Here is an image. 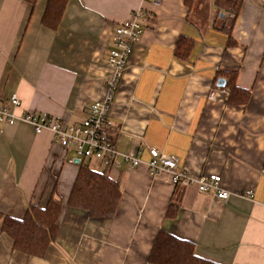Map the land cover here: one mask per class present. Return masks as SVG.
<instances>
[{"label":"crops","instance_id":"0c3cea01","mask_svg":"<svg viewBox=\"0 0 264 264\" xmlns=\"http://www.w3.org/2000/svg\"><path fill=\"white\" fill-rule=\"evenodd\" d=\"M47 3L0 0V103L17 95V115L41 113L66 125L81 124L91 104L107 97L115 28L136 10L149 17L105 129L120 164L97 160L96 170L119 181L123 196L112 218L66 206L43 258L14 251L0 223V264H151L160 231L214 263L264 264V0L245 1L234 48L216 27L225 17L216 0H69L57 29L43 25ZM181 36L194 40L188 60L175 57ZM223 73H237L249 103L229 104L228 89L216 85ZM154 149L176 156L194 177L219 175L228 201L174 186L170 174L152 178ZM126 155L142 163L132 167ZM71 158L49 131L0 124V213L22 219L54 190L65 202L79 171Z\"/></svg>","mask_w":264,"mask_h":264},{"label":"trees","instance_id":"16d2710c","mask_svg":"<svg viewBox=\"0 0 264 264\" xmlns=\"http://www.w3.org/2000/svg\"><path fill=\"white\" fill-rule=\"evenodd\" d=\"M34 7L38 0H23ZM246 0H216L219 11L225 17L216 27L229 37L230 48L237 46L233 39L234 26ZM69 0H48L47 8L42 18L47 29H57L66 11ZM175 49L177 59L188 60L195 47L194 40L181 36ZM227 80L229 104L245 106L251 100V93L237 85V73H223L218 77ZM114 143V136L109 137ZM71 188L68 199L64 202L53 195L45 206L31 204L22 219L12 218L0 213L1 230L13 241L14 251L25 255L43 258L48 248L58 239L59 219L64 208L73 207L88 212L91 218H112L117 213L123 196L119 181L109 176L108 171L94 170L88 162L79 164V171ZM174 213L168 216L173 217ZM149 255L151 264H219L200 258L196 247L191 242L182 241L164 231H160Z\"/></svg>","mask_w":264,"mask_h":264},{"label":"built area","instance_id":"2783aa9c","mask_svg":"<svg viewBox=\"0 0 264 264\" xmlns=\"http://www.w3.org/2000/svg\"><path fill=\"white\" fill-rule=\"evenodd\" d=\"M129 18L121 22L114 31L113 48L107 60L112 70L107 86L109 93L105 99L96 100L91 104L85 121L79 125H66L41 113L26 112L17 115L16 110L21 106V101L17 95H12L8 102L0 103V124L10 125L21 121L30 124L36 134L49 131L63 149L72 153L70 163H75L76 160L79 164L86 160H98L108 168L119 166L120 154L108 139L105 129L116 89L130 64L135 45L146 32L149 23V17L143 10L134 11ZM149 155L148 173L152 178L170 174L174 186L195 185L200 193L212 194L219 200L228 201L230 192L222 188V178L219 175L197 178L182 167L180 159L176 156L165 155L157 149L151 150ZM123 160L132 167H138L142 163L139 157L131 155L123 156ZM245 196L252 197V193L247 192Z\"/></svg>","mask_w":264,"mask_h":264},{"label":"water","instance_id":"95a60500","mask_svg":"<svg viewBox=\"0 0 264 264\" xmlns=\"http://www.w3.org/2000/svg\"><path fill=\"white\" fill-rule=\"evenodd\" d=\"M226 80L223 78V79H219L216 83L217 87L220 88V89H223L225 88L227 85H226ZM75 163L79 164V161L76 160Z\"/></svg>","mask_w":264,"mask_h":264},{"label":"rangeland","instance_id":"374dc122","mask_svg":"<svg viewBox=\"0 0 264 264\" xmlns=\"http://www.w3.org/2000/svg\"><path fill=\"white\" fill-rule=\"evenodd\" d=\"M86 162H88L92 166V168L96 170V167H97V161L96 160H86Z\"/></svg>","mask_w":264,"mask_h":264}]
</instances>
